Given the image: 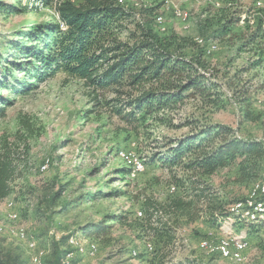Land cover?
Returning a JSON list of instances; mask_svg holds the SVG:
<instances>
[{"label":"rangeland","instance_id":"1","mask_svg":"<svg viewBox=\"0 0 264 264\" xmlns=\"http://www.w3.org/2000/svg\"><path fill=\"white\" fill-rule=\"evenodd\" d=\"M119 2L135 15L159 6L162 20L156 19L155 32L189 59L201 55L205 47L197 40L203 39L209 45L202 58L205 76L216 84L218 93L212 91L208 100L200 96L185 99L130 126L106 105L112 99L126 98L124 95L99 93L98 105L82 80L63 72L25 94L0 91L13 102L6 117L0 119V152L10 149L16 168L11 194L0 203L4 232L0 248L15 264H31L32 253L8 235L11 227L21 226L37 240V253L45 264L46 260L56 264L58 250L67 246L71 250L67 239V243H61L67 237L97 245L94 256L86 251L74 252L71 264H151L159 258L170 264H264L263 238L254 241L257 243L248 248L246 260L240 263L222 259L200 246L204 239H224L222 234L247 241L248 232H264V224L238 226L244 223L230 216L218 218L208 228L205 213L197 223L179 218L176 224L171 211L153 210V205H164L179 192L177 180L189 176L181 167H169L160 161L172 140L223 125L232 130L231 137L260 142L264 147V63L255 66L260 56L256 46L248 43L264 12V0ZM0 5L1 66L6 61L15 62L13 44L27 43L19 41L22 36L44 22H55L57 16L55 1L0 0ZM175 7L190 19H178ZM135 15L124 25L122 41L136 32L135 22L140 20ZM10 68L9 86L28 84L25 75ZM219 142L214 139L209 143ZM134 159L144 162L143 171H135ZM238 163L203 179L231 202L247 199L264 178V161L258 165L261 172L256 170L260 177L252 182L239 179ZM11 210L19 216L16 223L8 218ZM148 215L150 222L145 220ZM163 224L175 234L168 246L157 244L151 230L163 228ZM101 226L106 230L92 235L85 232Z\"/></svg>","mask_w":264,"mask_h":264},{"label":"trees","instance_id":"2","mask_svg":"<svg viewBox=\"0 0 264 264\" xmlns=\"http://www.w3.org/2000/svg\"><path fill=\"white\" fill-rule=\"evenodd\" d=\"M47 1H55L57 20L44 22L22 36L19 41L27 43L13 44L15 62L6 61L0 66V91L25 94L34 90L37 84L63 72L82 80L94 93L98 105L101 103L99 93L114 91L124 95L126 98L112 99L106 105L130 126L154 116L167 106L182 104L185 99L200 96L208 100L212 91L218 93L216 84L205 76L202 58L208 44L205 43V49L201 48V55L189 59L171 42L161 39L154 27L158 28L159 6L145 8L141 14L135 15L119 0ZM134 15L136 20H140L135 22L136 32L128 41H122L120 35L124 25ZM230 23H234L233 20ZM248 43L256 46V54L260 58L255 66H260L264 63V12L260 14ZM10 67L19 75H25L28 84L9 86ZM12 105L8 96L0 93V119L6 117L7 108ZM155 119L158 120L157 117ZM231 132L227 126H209L167 144L160 161L169 167H181L189 176L177 180L179 192L164 205H153V210L163 208L171 211L176 224L179 218L190 224L197 223L205 213L208 228H212L218 218L230 216L244 223L238 226L263 225L264 222L258 225L246 222L234 209L237 203L246 199L226 200L203 180L237 161L241 181L252 182L260 177L258 165L264 161L263 145L233 138ZM214 139L220 142L216 145L209 143ZM12 155L10 149L0 152V203L11 194L10 187L16 173ZM185 158H188L187 162H184ZM258 168L260 172L256 171ZM149 212L147 208L146 213ZM145 220L150 222V215ZM101 227L92 231L86 229L85 232L92 235L106 230ZM162 227L151 228L155 242L171 245L175 234L170 232L169 225L163 224ZM66 239L68 241L69 238H63L61 243L65 244ZM68 250V246L65 250H58L56 264H62ZM163 259H154L151 264H170ZM12 262L15 264L11 255L0 248V264Z\"/></svg>","mask_w":264,"mask_h":264},{"label":"bare ground","instance_id":"3","mask_svg":"<svg viewBox=\"0 0 264 264\" xmlns=\"http://www.w3.org/2000/svg\"><path fill=\"white\" fill-rule=\"evenodd\" d=\"M174 14L180 20L183 19L186 21L188 20V18L190 19V15L187 14L182 9L175 8ZM157 19L162 20V17L159 16ZM197 41H198V45L204 47L206 46L205 41L203 39ZM208 51L209 50L207 49L206 52ZM124 155L125 154H123V156ZM132 164L135 171L141 172L144 170V162H141L138 159H134L132 161ZM46 167L47 166H44L43 170L46 169ZM174 190L175 188H172V191ZM248 199L253 200V208L255 209V211H253L252 205L241 202L237 203L234 206V209L238 211V213L242 216V219L245 220L246 222H250L253 224L263 223L264 222V178L254 186L250 196L246 199V201ZM12 206L13 203H10L9 207L12 208ZM139 215H141V213H139ZM8 218L10 219L11 222L14 223L19 221L18 214L15 213L13 210H11V212L8 214ZM3 233H4L3 229L0 227V237L3 235ZM8 235L9 237L17 239L19 242L24 244L27 247V249L32 253L31 264H44V261L37 253V247H38L37 240H35V238L31 236L23 227L21 226L11 227L9 229ZM229 238L230 239L224 238L222 240H217V241L204 239L202 240L200 246L201 248L208 250L211 253L217 254L220 257L222 253V257H221L222 259L233 260L234 262L237 263L244 262L247 258L246 252L249 248V242L237 237H229ZM233 241H237L239 244ZM68 245L70 246L71 250H68V252L66 253L62 264H71L72 263L71 258L73 257L74 252L86 251V253L91 256H94L97 253V245L93 242H89L85 244L79 240L70 238L68 240Z\"/></svg>","mask_w":264,"mask_h":264},{"label":"crops","instance_id":"4","mask_svg":"<svg viewBox=\"0 0 264 264\" xmlns=\"http://www.w3.org/2000/svg\"><path fill=\"white\" fill-rule=\"evenodd\" d=\"M257 237H259V238H257ZM260 238H263L264 239V232H252L251 234H247V236H246V239H247V241L249 242V244H250V246H249V248L252 246V245H255V243H257V242H254V241H257V240H259ZM261 241V240H260ZM254 243V244H253ZM248 250H250V249H248ZM248 254H249V251H247V256H248Z\"/></svg>","mask_w":264,"mask_h":264},{"label":"built area","instance_id":"5","mask_svg":"<svg viewBox=\"0 0 264 264\" xmlns=\"http://www.w3.org/2000/svg\"><path fill=\"white\" fill-rule=\"evenodd\" d=\"M175 8H177V7H175ZM241 203L250 204V205H252V208H253V200H252V199H248L247 201H243V202H241ZM253 211H255L254 208H253ZM222 238L230 239L229 237H223V234H222ZM231 240H232V239H231ZM233 242L239 244L237 241H233ZM150 251H151V250H150ZM240 255H242V254H240ZM237 256H238V255H237ZM221 257H222V253H221ZM73 260H74V259L71 258V261H72V262H73Z\"/></svg>","mask_w":264,"mask_h":264}]
</instances>
